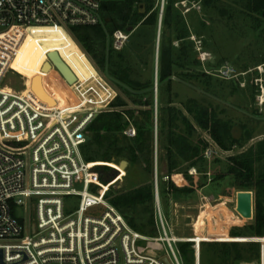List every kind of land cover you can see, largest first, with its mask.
<instances>
[{"label":"trees","instance_id":"obj_1","mask_svg":"<svg viewBox=\"0 0 264 264\" xmlns=\"http://www.w3.org/2000/svg\"><path fill=\"white\" fill-rule=\"evenodd\" d=\"M156 1L101 0L100 24L69 30L87 59L120 91L107 110L98 113L89 125L87 138L81 146L83 159L97 163L94 170L103 184L118 175L107 163L126 160L129 164L127 175L138 173L130 187L111 185L105 197L132 229L149 238L157 234L155 176L161 201L167 196L173 201L192 200L196 191L206 185L208 160L205 151L209 143L201 132L222 151L234 146L240 148L252 138L251 131L245 128L240 137H233L230 123L222 116L224 111L218 103L212 104V100H219L217 89L223 87L224 81L196 70L200 62L194 58L191 32L181 10L174 5L176 0H164L161 15ZM235 1L244 16L256 22L264 20V0ZM201 2L226 16L219 7L221 0ZM139 4H144V13H139ZM228 14L227 18L232 19V14ZM129 27L131 32H127ZM115 30L129 34L120 50H114L107 43V35ZM155 56L154 82V76L144 78V72L153 64ZM221 63L218 61L215 66ZM90 77L91 73L85 76L86 80ZM155 83L157 102L153 95ZM174 84L196 92L200 98L179 99ZM130 125L135 129L133 137L124 134ZM213 163L221 161L214 158ZM116 166L123 174V165ZM190 169H195L196 175L201 177L198 179L190 174ZM227 174L232 175L238 188L254 190L255 223L236 226L229 234L264 237V139L231 156L230 164L215 172L213 180L221 181ZM259 241L205 243L214 251L212 264H238L255 261L264 253V242ZM190 245L179 242L178 249L183 255L194 253Z\"/></svg>","mask_w":264,"mask_h":264},{"label":"built area","instance_id":"obj_2","mask_svg":"<svg viewBox=\"0 0 264 264\" xmlns=\"http://www.w3.org/2000/svg\"><path fill=\"white\" fill-rule=\"evenodd\" d=\"M101 23V0H0V251L3 264H183L179 242L197 238H177L163 223L156 203L158 236L146 237L132 229L106 199L109 186L121 179L118 171L103 184L94 170L97 163L83 159L88 127L98 113L107 110L116 94L88 61L71 36L73 27ZM34 28H60L72 40L91 76L105 87L102 105L93 87L74 68L72 85L75 101L65 106L37 100L28 89V79L15 70V62L25 45L26 34ZM128 33L115 30L108 44L120 50ZM50 65L55 66L52 62ZM27 79L22 90L6 85L9 73ZM64 78V77H63ZM65 80V78H64ZM85 87V88H84ZM124 134L135 135L133 126ZM208 149L205 151L207 157ZM195 172V169H193ZM157 186L154 195L156 197ZM22 206L25 216L15 214ZM32 214V218L29 214ZM30 222V223H29ZM163 245L164 255H148L142 241ZM257 264H264L261 253ZM1 264V263H0ZM194 264L198 253L194 252Z\"/></svg>","mask_w":264,"mask_h":264},{"label":"rangeland","instance_id":"obj_3","mask_svg":"<svg viewBox=\"0 0 264 264\" xmlns=\"http://www.w3.org/2000/svg\"><path fill=\"white\" fill-rule=\"evenodd\" d=\"M161 1H156L159 15L165 4L164 2L162 7ZM174 5L181 10L191 32L190 39L194 43V58L200 62V66L196 70L203 71L212 78L219 77L224 81L223 87L217 89L219 100H215V102L212 100V104L218 103V106L224 111L222 116L230 123L233 137H240L244 132L243 128L251 131L252 135V138L242 147L234 146L229 151H222L206 133L201 132V135L209 143V155L206 157L208 160L206 185L196 191L192 200L173 201L167 196L161 201L158 194L161 216L169 233L180 239L204 240L198 243L188 242L192 244L189 247L198 253V264H212L214 251L208 245L209 243L205 242L230 243L264 239V237L231 236L229 234L230 230L236 226L255 223L254 210L251 219H244L236 211V194L241 191H249L254 197V190L238 188L235 179L228 174L221 181L213 180L215 172L230 164L231 156L264 139V60H262L264 57V20L256 22L244 16L235 0H221L219 7L226 16L218 14L209 6L205 7L201 0H176ZM227 14H232V19H228ZM158 32L159 24L157 34ZM24 44L13 67L27 77L29 81L27 91H32L37 100L46 102L50 106L55 105L54 99L61 106H65L67 102L73 104L75 94L71 87L76 79L70 70L73 68L77 72L80 70L79 75L86 80V74L92 73V69L85 62L81 52L73 45L72 40L60 28H34L26 34ZM218 61L222 63L216 67ZM46 62L50 67L44 65ZM51 62L55 66L50 65ZM96 71L113 88L115 94L120 92L111 86L98 69ZM155 73L156 56L153 58L150 68L145 70L144 78L154 76L155 82ZM25 77L11 72L8 74L6 85L16 90H22L26 86L27 79ZM95 78L93 79L91 76L87 83L82 85L91 86L97 90V93L101 95H95V101L102 105V99L106 96L105 87H102L105 84L101 80H99L100 83L96 82ZM173 89L178 92L179 99L200 98V95L184 86L174 84ZM43 90L55 103L51 99H43ZM153 95L154 101L157 102L158 89H156V94L153 90ZM214 158H219L221 163L214 164ZM118 163L120 162H112L113 165ZM128 166L127 163L121 179L114 183V187H117L119 182L125 188L135 183L138 173L127 175ZM189 173L196 175V171L194 172L193 169H190ZM196 177L199 179L201 176L196 175ZM156 207L155 201V210ZM14 213L25 216L22 206ZM29 217L32 218L31 211ZM156 236H158V229ZM259 242L263 243L264 241L260 240ZM178 247L179 243H177ZM140 249L148 255H164L163 245L154 240L142 241ZM179 252L183 264L193 263L194 253L190 251L183 255L181 251ZM259 259L260 256L255 261H242L238 264H257Z\"/></svg>","mask_w":264,"mask_h":264},{"label":"water","instance_id":"obj_4","mask_svg":"<svg viewBox=\"0 0 264 264\" xmlns=\"http://www.w3.org/2000/svg\"><path fill=\"white\" fill-rule=\"evenodd\" d=\"M163 3H164V0L161 1L162 7H163ZM144 7H145L144 4L138 5L139 13H144V11H145ZM161 13H162V10H161ZM161 13H160V15H161ZM159 29H160V18H159ZM131 31H132V28L129 27L127 29V32H131ZM158 37H159V32L157 34V41H158ZM157 46H158V44H157ZM156 89H157V84L155 83V86H154L155 94H156ZM127 163L128 162L126 160H121L119 164L123 165V167L125 168L127 166ZM121 185H122L121 182H119L117 184V187H121ZM155 185H156V176H155ZM155 201H156V203H158V192L156 194ZM236 211L244 219H251L252 218L253 195L251 192L241 191V192H238L236 194ZM163 262L165 264H170L166 258H163ZM0 263L3 264L2 260H1V251H0Z\"/></svg>","mask_w":264,"mask_h":264},{"label":"bare ground","instance_id":"obj_5","mask_svg":"<svg viewBox=\"0 0 264 264\" xmlns=\"http://www.w3.org/2000/svg\"><path fill=\"white\" fill-rule=\"evenodd\" d=\"M48 29H50V28H48ZM44 65H47V66H49V64L46 62V63H44ZM50 67V66H49ZM40 86H42L41 84H40ZM38 88V87H37ZM38 90V92H39V89H37ZM43 94V96H44V98L43 97H41V98H43L44 100H46V99H51V101H53L54 102V100L48 95V94H46V93H44V90H43V92H42ZM55 103V102H54ZM55 104H57V102L55 103ZM59 104V103H58ZM60 105V104H59ZM197 241H198V239H196Z\"/></svg>","mask_w":264,"mask_h":264},{"label":"crops","instance_id":"obj_6","mask_svg":"<svg viewBox=\"0 0 264 264\" xmlns=\"http://www.w3.org/2000/svg\"><path fill=\"white\" fill-rule=\"evenodd\" d=\"M56 102H57V100L56 99H54Z\"/></svg>","mask_w":264,"mask_h":264}]
</instances>
